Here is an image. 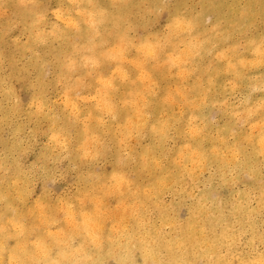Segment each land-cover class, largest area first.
<instances>
[{
  "label": "clouds",
  "instance_id": "1",
  "mask_svg": "<svg viewBox=\"0 0 264 264\" xmlns=\"http://www.w3.org/2000/svg\"><path fill=\"white\" fill-rule=\"evenodd\" d=\"M0 264H264V0H0Z\"/></svg>",
  "mask_w": 264,
  "mask_h": 264
}]
</instances>
